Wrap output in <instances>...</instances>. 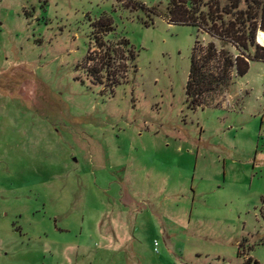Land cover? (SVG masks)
<instances>
[{
	"label": "rangeland",
	"instance_id": "374dc122",
	"mask_svg": "<svg viewBox=\"0 0 264 264\" xmlns=\"http://www.w3.org/2000/svg\"><path fill=\"white\" fill-rule=\"evenodd\" d=\"M127 1L0 0V264H264V62L191 110L210 38Z\"/></svg>",
	"mask_w": 264,
	"mask_h": 264
},
{
	"label": "trees",
	"instance_id": "16d2710c",
	"mask_svg": "<svg viewBox=\"0 0 264 264\" xmlns=\"http://www.w3.org/2000/svg\"><path fill=\"white\" fill-rule=\"evenodd\" d=\"M129 1L136 5L133 10L140 8L147 17H161L171 25L191 26L197 35L210 38L203 44L197 36L192 47L185 87L186 103L191 110L211 105L235 79L247 74L250 63L264 62V46L257 42L258 32L264 37V5L259 0L246 2L245 9H241L242 0H169L164 9ZM92 26L95 47L101 50L105 46L103 36L113 30L111 21L103 16ZM119 46L124 47L127 61L136 69V56L128 42L123 41ZM105 53L115 56L117 50L106 48ZM244 264L259 263L248 259Z\"/></svg>",
	"mask_w": 264,
	"mask_h": 264
},
{
	"label": "built area",
	"instance_id": "2783aa9c",
	"mask_svg": "<svg viewBox=\"0 0 264 264\" xmlns=\"http://www.w3.org/2000/svg\"><path fill=\"white\" fill-rule=\"evenodd\" d=\"M257 42H258L259 45L264 46V44H262L261 41L259 40V32H258V35H257ZM155 245H156V243H155Z\"/></svg>",
	"mask_w": 264,
	"mask_h": 264
},
{
	"label": "bare ground",
	"instance_id": "6f19581e",
	"mask_svg": "<svg viewBox=\"0 0 264 264\" xmlns=\"http://www.w3.org/2000/svg\"><path fill=\"white\" fill-rule=\"evenodd\" d=\"M259 40L261 41L262 44H264V43H263V38H262L261 35L259 36Z\"/></svg>",
	"mask_w": 264,
	"mask_h": 264
}]
</instances>
